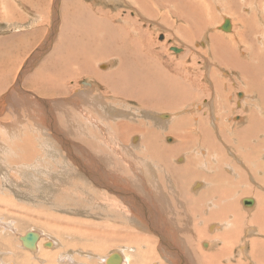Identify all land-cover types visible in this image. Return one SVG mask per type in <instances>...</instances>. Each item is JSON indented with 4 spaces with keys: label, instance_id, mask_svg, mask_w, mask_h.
Masks as SVG:
<instances>
[{
    "label": "rangeland",
    "instance_id": "rangeland-1",
    "mask_svg": "<svg viewBox=\"0 0 264 264\" xmlns=\"http://www.w3.org/2000/svg\"><path fill=\"white\" fill-rule=\"evenodd\" d=\"M11 1L13 4H17V1H21V0H11ZM22 1H23L24 5L26 6V8H28V4L31 2L37 1V3L39 5L41 4L40 6H42V4L44 2L45 6L46 7L48 6L47 7L48 11L41 13L38 17L42 18V20L36 23L37 25L38 24L40 25L41 32H42V34H44L42 42H40L39 43L40 45L38 44L39 46L37 45V48H35L33 50L32 54L27 57L28 60L27 59H26L27 61L25 60V71L26 72L25 73L23 72L24 75L22 74L23 76L19 77L21 75V73L19 72L16 76V78H18L17 84L20 86V88L19 89L16 88V86L18 87V85L16 84L13 87V89L11 90L10 94L17 97L18 104H19L18 107H19V109H21L20 111L22 113L26 114V116H27V114L30 115L31 112L30 113L26 112V107H25V105L29 103L30 104L29 108H31V107L34 108L33 109L34 114L38 118L44 119V121L46 122L45 118H48L47 114L50 112L46 108L45 105L47 103V104H51L54 106V103L56 101L55 96L58 95V93L60 94L61 92H65V94L67 93L66 95H68V96H72V95L78 96L82 91H85V89H88L87 87H89V86L85 82H88V81L93 82L94 81L93 82L94 85H96L97 83H100V82L94 80L95 78H93V77H95V76L90 77L88 75V73L86 74V72L84 71V68L82 67L83 61H82L81 57L77 56V58H79L78 60L81 62L76 61L74 65L72 64V62L69 61V60H72V58L74 57V55H72L73 49L70 46V39L71 38L69 39L70 36H68V33H67L69 31L68 26H69L70 19H71L70 14L72 13L71 9H72V6H73L72 4L74 1L63 0V4L61 2L62 7L60 9H61V12L63 13L62 15H61V12L59 11V8H57L56 10L54 9L57 6H59L60 0L58 2L56 0H22ZM53 1H54V3H53ZM78 1H80V0H78ZM82 1L84 2V0L80 1L84 5V3ZM86 1H89L92 4V7H93L95 14L92 13L91 11H90V13L94 14L95 17L96 16L99 17V15H100L101 18L111 19L112 22L114 23V25H117L118 27H121V28L124 27L123 28L124 30H126L125 25H128L129 23H131L129 25H132L134 28L138 29L139 31H141V33L143 32V33L147 34V36L145 35V38H143V40H144V42L147 43V46H148V47L146 46V48L148 49V53H149V57H150L149 59L153 62H157L160 64H161V60H162V64L160 66L162 68H164V70H166V72H167L166 75H167V79H168V80L165 79L164 81L166 82V85H168V82H169L170 86L173 87L170 92H166L164 98L166 99L168 97H170V98H174L175 96L177 97L178 92L181 90L179 88V91H178V84L179 83L184 88L183 90H181V93L183 92L182 95H184V97L181 100V107L178 109L175 108L172 110L160 111L159 109H151L150 108V109H147L145 113H143L142 108L135 107V106L141 107L138 102L135 103L132 100L129 101V99L126 101L124 99H120V100L114 99L115 101H111L110 99H112V98L109 97V95H108L107 96L108 98H105V99H108L107 102H110V105H109V103H107L106 101L97 100L93 95V98L91 101H95L97 103L99 102L98 104L102 103V105H103V106L101 105L103 109L101 111V117L100 118H102V125H104V126H97V124H93L96 126V129L98 130L97 135L100 134V132L102 133L105 130V132H103L104 133L103 137L100 138V144L102 147H104V146L106 147V150H104L105 152H108L110 149L112 154L117 153V154H119L120 157L122 156L121 158L114 157V161L117 159V161L120 162V165L118 164L117 169L121 168V172H118L119 174H117L119 176V179L115 178L116 183L118 185H116L117 187L112 188L113 190H111L107 186L92 184L91 179H93V178L90 176H86L87 177L86 180L87 181L89 180V182H87L82 177V175L76 176L77 173H74L73 176L70 175V177H69V175L67 176L66 173H61V169L63 168L62 164L66 163L65 165H67V166H70L71 164H73V166H75V164H74L75 160L76 159H78V160L84 159L86 157L87 152L82 153L78 147H75L74 154H76L77 156H80V157L75 158V160L73 161L68 155H66L64 153L65 150L62 148V145H59V144L54 145L53 143H51L52 140H54V138L51 140L47 134L40 133L41 135H44V136L40 135L39 136V137H41L40 139L38 137L36 145L38 146L40 140L41 141L44 140L48 144L50 142L49 145L51 146V148L49 150L54 152L56 154V156H58V158L56 156H55V158H52L50 156L48 157L44 153L45 149H40L39 154H37L39 156L36 155L37 157L35 156L34 159H32L30 161H25V158H23V157L19 158L18 156L21 155V153H24L26 151L20 150L15 155V157H10L9 154L7 153V151H5L6 149H0V185L2 186V188L4 190V194H0V205H1L0 206V208H1L0 209L1 210L0 211V219H2L3 222L11 223L13 226L12 227L13 229H7V230H5L4 228H1V226H0V232L2 233V234L0 233V235H1L0 237L5 238V236H6L8 239H10L12 245H14V248L15 249L17 248L16 249L17 250L16 255H18V256L20 255V257H22V258H24V256L27 255L25 257L26 259L29 256H28V254H26V251L23 248L21 249V247H20V241L21 240L20 241L16 240L17 235L28 232L31 229L35 230V228L39 229L41 232L45 233V236L43 237L44 241L42 244V246L43 245L44 246L42 248H44V247L50 248V247L46 246V243L49 242L48 235L50 236V238H53L54 236L57 235L56 238L59 239L61 242L65 241L67 243H72L75 245L77 243L78 244L77 247H69V248L63 247L64 253H66L68 249H69L68 251L71 250L73 252L71 254H72V256L75 257V260L77 259L76 261H78V257L81 259H84L83 258L84 252L93 253L95 251L94 252L95 254L98 253L100 255H104L105 253H108L112 249H116V246H122L121 244H125V242L122 243L121 241L113 240L112 243H110L111 246L106 247L107 244L105 242V239H100L97 237L99 234L117 233V230L119 229L121 223H122V226L125 225V227L127 226L130 229L127 230L124 228V230H119L118 235L120 237H122V238L126 237V236L130 237L132 235V237H130V238L136 239L135 235H138L137 238H143V239L146 238L148 240H151L149 237L154 236L153 238L156 239V241H155L156 244L161 243L160 236L158 237L154 233V231L147 226V220L146 221H140L138 215L135 212L136 209L134 210V208H132L133 206L131 207L130 201H128V196L123 194V192H125L127 194V192L131 190L132 194L128 193V195L130 197H134L135 194L136 195H142V194H144V191H145V190L143 191V189L140 190L139 188H137V182L140 183L139 186H141V187L144 186L145 183H143V185L141 184L142 179L141 178L139 179V177L136 176V174L134 177L133 171L132 172L130 171L129 174L127 172L129 170L137 169L138 166L144 167L146 165H150L152 168H154L156 170V173L154 176L155 177L154 181L161 180L164 184V186L162 187L163 193H161V196H159L158 198L162 200V199H164V196H174L177 199V196L179 194V189L177 187L175 179L172 178V176L169 177L170 173H169V171L167 172V167L165 168V166H163L160 162L161 156L163 157L162 151L160 150V147H164V145L175 147V145L179 144L181 139H183L182 133H181L183 131H180V130H184L185 132L187 131V133H188V131L190 129L189 132H192L194 130L193 128L196 127V125L198 124V120L201 117L202 118L201 121L203 122V123H201V125L205 129V130L203 129L204 132L207 133V135H209V134L212 135L211 136L212 139L216 138L215 136H219L218 137L219 140L216 139L217 143H215V144L219 145L218 147H220V148L221 147L224 148V153H225V151L228 152V153H225L227 156L228 155L231 156V153L228 150V146L232 150H234V152H237L235 150V147L232 146V145L237 144V140L234 141L235 139L233 137L234 136L233 131H235V126H236V128L241 129V127L245 126L246 123L248 124L249 120H246L247 118L245 116V114L248 113L247 111H249L248 109L249 108L251 109V107H252V109H256L255 107H257V108L259 107L260 103L257 104V101H255L256 103L254 102V100L258 97L257 96L258 94H260L261 97L264 98V90L262 91V89H264V78L260 79V80L258 79V81L263 84V87L262 86L260 87L259 93H256L255 90H250L252 88L254 89L256 87V85L248 84V82L252 79L251 76L257 77V75H259V73L261 74V76L264 75L263 73H261L262 71L264 72V69L261 70V68H260L262 66L264 67V61H263L264 60V47L261 46V41L264 42L263 37H261V36H264V24L262 22L263 20L261 21L259 19L260 17H258V16H257L258 18L256 17V15L260 13L258 10L257 3H255L256 0H227V1H224V0H195L194 4H197V6H199V7L196 6V9L201 13V17L199 16V18H198L199 29H201L202 26H205V27H203L201 30H199L200 32H196V35L194 37L188 36L189 35L188 34V28L191 25L190 24L191 22L189 21L190 22L189 23L186 20V18L183 17V15H181L182 13L180 12V10H179L180 7L178 6L181 2L178 5L176 4L177 5L176 7H178V8L175 9L174 3H176V2H173V3L170 2L171 4L169 5V3H168L169 1L162 2V0H149L150 1L149 2L150 3V6H149L150 13H148L146 6L144 7L145 4L144 5H143V3L140 4L141 1H143L145 3L146 0H137V1L136 0H115L116 2L114 0H86ZM185 1H190V0H185ZM263 1L264 0H259L258 2L260 3ZM6 2L8 3V0H6ZM64 2H66V3H64ZM137 2H138V4H137ZM250 2H251V4H250ZM49 3H51V6L49 5ZM13 4H11L10 12L14 13V11H17L19 13V9H18L17 5L15 6ZM172 5H174V6H172ZM226 5H228V6H226ZM263 6H264V4H263ZM142 7H144V8H142ZM237 7H239V8H237ZM253 7H254V9H253ZM68 8H69V11H68ZM86 10L88 11V9H86ZM53 11H54L55 15H59L60 22H59L58 16L56 18H53V19H55L53 21V19H52V17H54ZM177 11H178V13H176ZM228 11H230V12H228ZM24 12H26V11L24 10ZM237 14L240 16H238ZM80 15H84V12L80 13ZM227 15L229 17H231L233 20V25H234V31L233 32H225L219 28L220 24H222V22H223L224 16H227ZM244 16H245L244 19L249 18V25L251 24L250 25V31L248 34V35H250V37H248L247 40L249 42L252 41L253 45H251V42L248 45L247 44L248 42L245 41V39L243 41L239 36L241 34L243 35L244 32H247V30L245 28L246 22L243 19ZM246 16H247V18H246ZM251 17H254V19H253L254 21L252 20L253 22L251 21ZM44 18H48L49 19L48 22L46 20H44ZM78 18L81 21L83 20L79 16H78ZM17 19H21V18L17 17ZM68 20H69V22H68ZM202 20H204L203 23H201ZM205 22H206V24H205ZM30 24H31V21L29 19V16L27 15L26 19L23 22L19 21V25H16V26L11 27V28H13L17 31H19L20 29L34 30L33 28L29 27ZM65 25H68V26H65ZM111 26L113 27V24ZM28 27H29V29H28ZM39 29L36 28L35 30H39ZM116 33H117V31H116ZM31 34H33V33H31ZM31 34H29V33L25 34L26 38L11 36L7 40L0 42V48L6 49V50L0 52V57H2L3 61L7 56H9L11 54V52L9 50L14 51V54L10 55V56H13V57H15V59H17L18 55L20 54V51L17 50V52H16V49L20 48V45H24L26 43L27 39L29 38L28 36H30ZM74 34L77 35L79 33L74 32ZM193 34H194V32H193ZM119 36H121V35H119ZM93 37H94V35H92L89 38H93ZM141 37H142V35H141ZM125 38L126 37H122V40ZM134 38L136 39V37H134ZM261 38H262V40H261ZM47 40H48V45L45 47H42L43 44L47 43ZM214 40L215 41L217 40L218 41L217 43L221 44L219 49H224L225 46H223V45L225 43L231 44V47H232L231 48L232 49L231 54H233V56L235 57L236 60H239V63L242 62L243 60H244V62L246 61L245 63L243 62V66H244V68L246 67L247 70H245L243 68L244 69V73H243L242 71H240V70H243L242 67H240V66H238V67L236 66L237 67L236 68L235 65H231V64L229 65L228 64L230 66V67H228V65L221 64L218 61H216L215 57L213 55L215 52L213 50H211V46L213 45V43H215ZM255 41H256V46L254 47ZM49 43L51 45H49ZM61 43L63 46H61ZM143 46H145V45H143ZM250 46H253V48H254L253 50L256 49V52L258 55H260L262 53L263 56L260 55V57H254V56H257V54L254 55L252 53V58H253V59H251L252 61L251 62L247 61L248 58H246V57L248 56L247 53L249 52L248 49L250 48ZM61 47H65V48L63 49ZM172 47H177L179 49H183V51L175 52L174 50H172ZM229 47H230V45H229ZM66 49H68V51H66ZM150 49L151 50L153 49V50L149 52ZM154 50H157L158 52L154 51ZM235 50H236V52H238L237 56H236ZM246 50L248 51L247 53H245ZM33 54L36 56H34ZM68 55H69V58H68ZM64 56H65V58H64ZM98 57H100V58H98ZM156 57H158L159 59ZM95 58H96L94 60L95 63L93 62V64L95 65V69L96 68H97V70L99 69V72L110 71L111 68H113V67L115 68L118 66V63H116V61H114L116 58L114 56L107 57V58H105L103 56H96ZM254 58H256V59H254ZM61 59H62V61H61ZM157 59L160 60V62H158ZM241 59H242V61H241ZM221 61L222 60H220V62ZM249 62H250V64H248ZM59 63H60V65H59ZM77 63L79 65H77ZM101 63H103V64H101ZM70 64H71V66H70ZM241 65H242V63H241ZM60 66L65 67V69L68 70L67 73H69V74L71 73L70 76L68 78H66L65 81H63L64 84L62 83L63 89L61 91H59V88L51 89V92L50 91L49 92L48 91H42V90L37 89L36 88L37 86L33 85V84H35V81L38 80L37 78L40 79V78H42V76H44V78L47 76L49 77L50 75H51V77H54L55 73L57 75H59L61 69L57 72H56V69L62 68ZM232 66H234V67H232ZM170 67H172L174 69L171 68V70H170ZM167 68L169 71L167 70ZM215 68H216V70H215ZM46 70H48V72H45ZM66 70H63L64 74L66 73ZM256 70H258L260 72H258V71L256 72ZM245 71H248V72L246 73ZM249 72H252V73H249ZM253 73H255V74H253ZM242 75L244 76L243 78H242ZM246 75L248 77H250V79ZM173 76H174V78H173ZM240 76H241V78H240ZM216 79L218 81L217 83L215 81ZM182 82H183V84H182ZM11 84L14 85L13 83H11ZM9 85L10 84H5V88L2 86L1 90L3 89V91L0 93L1 96L5 95L7 92H9V88H10ZM56 86H58V85H56ZM14 88H16V89H14ZM20 89H22V90H20ZM185 89H186V92H185ZM234 89L236 92L238 91L237 92V94L239 93L238 95L235 94L236 92L234 91ZM241 90H245V94L240 96V93L244 92V91L241 92ZM248 90L250 93H253L252 96H250V93L247 92ZM14 91H15V93H14ZM188 92H189V94H188ZM217 93H218V95H217ZM248 93H249V95H248ZM16 95H18V96H16ZM228 95H230V96H228ZM245 95L247 97H245ZM41 97L42 98H51L50 100H52V101H50V102L47 101L46 103L42 102L41 100H39ZM188 97H190V98H188ZM243 97L245 98V101H244V104L242 107L237 102L240 101L242 103L243 100H241V98L243 99ZM177 99H175V101L178 103V101L180 99L179 98H177ZM183 99H185V100H183ZM208 101H210V103H211L210 106L207 105ZM214 101L221 103V105L224 108V110L222 108V112H220V114L217 111V106L214 104ZM95 102L91 106L92 109H93V106L98 105ZM137 103H138V105H136ZM199 103L204 105L202 109H199L197 107V105H199ZM249 104H251V106H249ZM261 104L263 105V103H261ZM213 105H214L215 111L213 109H211ZM98 106L100 107V105H98ZM205 106H207V107H205ZM233 106H234V108H233ZM129 107H130V110H129ZM105 108H108L111 112H113V115L111 114L113 117L107 114V113H111V112ZM260 108L261 107L258 108L260 111L262 110L261 112H259L260 117H259L258 123L260 124L259 125L260 129L257 127L259 130L256 128H254L255 130L254 129L251 130V132H250L251 134L250 133L248 134L249 138L246 140L247 142H249V143H247V144H249V145H247V147H249V150L252 148H258V152H253V153L249 154L251 156V158L248 155L249 160L252 162L242 161L243 159L240 160V158H237L236 155H235V158H237V160L233 157L234 161L238 162V163H236L238 165V167L239 168L241 167L240 169L242 170V174H244L245 171L246 172L249 171L248 174L243 175L244 180L242 181V182H244L243 186H246L249 190L248 194H245L243 192V193L239 194L238 196L235 194L236 197L234 196V198L236 200H237V197L239 199L242 196H243V198L253 196L252 198L255 199V203L253 205H250L248 207V205L246 206L244 204V202H242V204L244 206H246L247 208H252L253 206H255L257 204V199L255 196H257V194L259 193L258 189H262V190L264 189V181H262V180H264L263 179L264 175H262V173L264 172V122H263V120H264V108L263 109L262 108L260 109ZM131 109H132V112H134L136 115L135 120H132V119H134L131 116L132 112L131 113L129 112V111H131ZM210 109H211V111H210ZM105 110H107V111H105ZM120 110H123V111L120 112ZM203 110L206 112L204 113ZM58 111L61 114L62 113L65 114V111L62 112L61 109H58ZM16 112H13L11 114H10V112L5 113V111L3 109V111L0 112V120L4 121L3 119H5V120H8V122H9L10 119H8V118H11L13 115H15ZM167 112L170 115V117H171L170 121L172 122V123L170 122L169 125H172V126L176 125L177 126L176 129H171L168 127L162 128L163 126H160L158 124V122L156 121V120H158V118H157L158 114L167 113ZM215 112H216V114H215ZM93 113H95V112H93ZM103 113H106V115H104L105 117H102ZM122 113L125 115L122 116ZM153 114H154V116H153ZM196 114H199L200 117L196 116ZM237 115L241 116L243 119L241 117H238ZM84 117L87 120H89V122H90L89 124H90V126H92L93 122H91V119H88L86 114L84 115ZM126 117H127V119H126ZM141 117L144 120H142ZM214 117H216V118H214ZM173 118H174V120H172ZM217 118H219V119H217ZM93 119H95V116H93ZM138 119H140V121L142 120V121H145V122L151 124L150 126L148 124H146V126L148 128H151L150 133L153 130V128L157 129L156 134H159V137H160L158 142H156V139H154L153 136L148 134L146 138L150 139L152 141L149 142L144 137L145 144L143 143L142 145H137L135 147L133 145L131 146L130 142H128V143L123 142V140L119 136L113 137L115 131H113L112 123L114 126H116L118 123H121V122H122L121 124H124V122H127V121H136V123H138V121H139ZM66 120L67 121L65 122V124H63L65 126H63V125L61 126L63 128V130L65 129V131L62 132V134H63L62 136L64 138H66L67 141L69 139H72V140H75V143L76 142H82L79 138L82 135H85L83 133L84 130L82 128H81L82 130L79 128L77 122H75L73 125L72 121H69V118H66ZM196 121H197V123H196ZM215 124H218L219 127H221L222 136L223 137L227 136L228 138H222L220 136L221 134L219 133V130H218V132L215 133V131L217 129ZM101 127H102V129H101ZM104 127H105V129H104ZM207 127H208V129H207ZM108 128L109 129L111 128V129L109 130ZM141 128H143V127H141ZM213 128H215V131ZM48 129H49V127H48ZM106 129H107V131H106ZM42 131H44V130H42ZM210 131H212V132H210ZM106 132L109 135L106 136L105 135ZM137 134H139V133H137ZM169 134H171V135H169ZM230 134H232L233 136ZM65 135H67V137ZM75 135H77V136L75 137ZM164 135H165L166 139H165ZM166 135H168V137ZM213 135H215V136H213ZM45 136H47L48 139ZM177 137H179V139H177ZM42 138H43V140H42ZM118 138L121 139V141H119ZM227 139H232L233 140L232 143L228 142ZM134 141H135V139H134ZM138 141L139 140H137V142ZM192 142H193V144L191 143V145H190L192 150L193 149L195 150L199 145H204V148L201 146H199V147L203 148V150H208V149H205L207 147L206 144H208V143L210 144V142L208 140L206 143L202 142V141L196 142V140H195V142L194 141H192ZM146 143H150V144L153 143V145H146ZM194 143L196 145H194ZM128 144H130V145L128 146ZM111 145L115 146L116 148L114 147L115 148L114 149ZM149 148H154V149L153 150L151 149L149 151ZM157 148H158V150H157ZM131 149H133V150H131ZM53 150H55V151H53ZM156 150H157V152H156ZM116 151H118V152H116ZM209 151L211 152V150H209ZM216 151H218V154L220 155V157L222 159V157H223L222 152L223 151L220 152L221 149L220 150L218 149ZM216 151H215V153H217ZM48 152L49 151H46V153H48ZM135 152H137V160L133 157ZM194 154L192 153V155H190L189 152L187 153L183 149L182 150L177 149L176 155L174 157H172L170 159V161L172 162V165H175V166L183 165V164L188 162V160H187L188 157H190V156L195 157L196 154L195 155ZM125 155H127V156H125ZM184 155H185V157H184ZM63 156H65V157H63ZM66 156H68L67 159H66ZM177 156H179V157H177ZM45 157H46V159H45ZM140 157L144 158V160H141ZM198 157L199 156H196L195 159L199 160L200 157L199 158ZM14 159H15V161H13ZM50 159L54 161V164H55V160H58V163H59L58 168L60 169V171L54 176H50V174H55L50 169V167L48 165H43L44 162H46L47 160H50ZM69 159H71V160H69ZM225 160H229V159L226 158ZM257 160H259V161H257ZM48 162H46V163L50 164ZM242 162H243V164H242ZM15 163L18 165H16ZM86 164H88V166L86 165L85 172L88 170H90V171L96 170L98 172L105 174L102 167L95 168V166H93V164H91L90 162H88ZM158 164H160V165L158 166ZM239 165H241V166H239ZM4 166L7 167L8 169L5 168ZM16 166L17 167L19 166V167L16 168ZM132 166L133 167L135 166L136 168L135 167L133 168ZM248 166L251 170L248 168ZM27 168L29 170H27ZM104 168H107V165L104 166ZM159 168H162L163 170H161ZM262 169H263V171H262ZM4 170L6 171V173L4 172ZM79 171L81 173L83 172L82 170H79ZM251 171L252 172L254 171V172L252 173ZM37 173H39V174H37ZM121 173L123 174V176L128 175L127 176L128 178L124 177L127 180L120 177V175H122ZM251 173L255 174V176L257 178V182L254 180V177L252 176ZM11 176H14V177L12 178ZM160 176H162V177H160ZM51 177L53 178L54 181H52ZM261 177H262V179H261ZM75 178L77 180H75ZM14 179H16L18 181L16 182ZM48 179L50 181H48ZM68 179H71L70 181H72L74 183V184H72L73 187L71 185V189H69L67 194H65V193L61 194V192H62L61 189L63 187L65 189L68 188V186H66V185H69L68 184L69 182H67ZM78 179H80V180H78ZM171 179H172L173 184L171 183ZM62 180H63V182H61ZM258 180L261 183V186L263 185L262 188H261ZM15 182H16V184H15ZM66 182H67V184H66ZM191 182L189 183L190 185L188 184V188H187V192L190 195L192 194V192L193 193H200L201 192L200 190L203 191L205 189V186H203L201 189L200 188L199 189H193L192 186L194 183L191 184ZM17 183H18V185H17ZM82 183H83V185H82ZM87 183L88 184L91 183V185L90 184L88 185ZM78 184H79V186H78ZM105 185H106V183H105ZM204 185H205V183H204ZM93 186H95V187H93ZM45 188H46V190H45ZM190 188H191V190H190ZM40 189H42L43 191H41ZM125 189H126V191H125ZM192 189L194 191H192ZM7 190H8V192H7ZM24 190H26V191H24ZM99 190L101 192L104 191V194L101 195ZM243 190L246 191V188H244ZM53 191L54 192L56 191V192L54 193ZM113 191H115V193ZM119 191H121L122 194H118ZM107 192H108V194H107ZM32 193H34V194L36 193L35 196ZM113 194H115V196H113ZM93 195H96V198L93 197ZM5 197L7 199H5ZM48 197H49V199H48ZM87 198H88V200H87ZM104 198H106V199H104ZM113 198H114V200L117 198V200L119 201L118 202L119 207L115 206L114 202L111 201V200H113ZM120 198H121V200H120ZM61 199H63V201H67V202H72V200L75 202V205L69 204L71 207V208H69L70 212L63 211V209L61 208ZM176 199H175V201H176ZM13 200H14V203L16 201V203L18 204L17 207L10 205V203L12 204ZM99 200H101V201H99ZM106 200L107 201L110 200L111 203H109L110 201L107 203ZM156 201L160 206V201L159 200H156ZM120 202L122 205H120ZM150 204H151L150 205L151 206L150 211L153 214L160 215L159 212H154L152 210L153 209L152 203H150ZM185 206H186V203H185ZM238 206H239V204L237 205V209L243 211V208L238 207ZM117 207H118V209H117ZM179 207L181 208L182 212H184L185 214L187 213V215H189L192 218V216L190 215L191 212L187 209L188 207L186 206L185 207L186 209H184L183 200L181 201V205H179ZM233 208L234 209L236 208L235 205ZM111 209L116 210L117 213L120 214V219L122 216L123 220L122 221L121 220L120 221L119 220L114 221L111 217L112 215L107 213V211H109ZM131 210H134V211H131ZM190 210H191V208H190ZM156 211H159V209H157ZM72 212H74V213H72ZM188 212H190V213H188ZM55 214H56V216H53ZM161 215H160V217H161ZM179 218H180L179 224L184 226L183 233L180 232L178 234L177 233L178 231L174 230V231H176L175 237H172L171 235H169L168 232H166V229H164L165 226L163 224H161V226L163 225V227H162V231H161L160 235L161 234L163 236L165 235V237L167 238V241L169 243H171L173 248L178 247L177 242H175L173 240V238H179L180 242L183 244L184 249H185L184 254H185V259H186L187 264H200L198 257L193 258V255H192V248L193 247L192 246L196 247L195 244L200 241L199 236L201 234H204V232L199 234V232L194 231L192 225H190V224L188 225L187 222L183 223L182 218L181 217H179ZM183 218L185 219V221H190V219H191V218L190 219L185 218L184 214H183ZM221 218L222 217H220V219L219 218H217V219L221 220ZM158 219H159V221H161V218H158ZM175 220H177L176 217H175ZM175 220L173 219V226L174 227L172 226V229L177 227V225H178L175 222ZM13 221H14V223H13ZM118 222H120V224ZM66 223H68V224H66ZM162 223H164V221ZM114 224H117L118 227L114 226ZM128 224H129V226H128ZM47 225H48V227H47ZM186 225H188V226H186ZM188 227H189V229H185ZM137 229H139V230H137ZM83 232L94 233V234H96L95 235L96 237L95 236L94 237H88V239L86 240L84 235L80 234ZM140 233H143L144 235H141ZM149 233H151V234H149ZM14 234H15V236H14ZM52 234L53 235L55 234V235L53 236ZM254 235H256V234H252V235H249L247 237H250V236L253 237ZM99 236H101V235H99ZM185 238L187 241L185 240ZM241 242H242V240L240 241V243ZM92 244H95V245L98 244L101 249L96 250ZM91 245H92V247H91ZM138 245H141V246H138ZM183 246H182V248H183ZM132 247H134V249ZM141 247H143L141 242H138L137 244L131 245L132 249L128 248L126 245H123V249L129 250V251L127 250V252H129V255L133 254L132 250H134V254L137 253ZM4 248H5V246H2V249L0 248L1 250H3V251L0 250L1 256H2V259H0V264H10V261H8V259H5V258H7V256L9 257L10 254H6L7 251H4ZM93 249H95V250H93ZM166 249L167 248H164L163 250H166ZM186 249H187V251H186ZM245 249H248L247 246L245 247ZM21 250H22V252H21ZM38 251L34 255L39 256L42 251L41 250L39 252ZM17 252H18V254H17ZM140 252L141 251H139V253ZM165 252H167V251H165ZM168 255H169V257H168ZM168 255H166V253H162L161 258L155 260V264H160V261H163L164 264L165 263L170 264L171 263L170 261L173 260V258L171 257V255L169 253H168ZM174 257L177 258L175 255H174ZM229 257L231 260L233 259V254L231 251H230ZM137 259L139 260V258H137ZM226 259L227 258H223V259L221 258L220 260L225 261ZM88 260H91V261H88L85 264H90L89 262L93 263V260L97 261L98 259L97 258H95V259L89 258ZM196 260H197V262H196ZM248 260L249 259H247V263L250 264L251 262L249 261L250 262L249 263ZM55 261H56V259H55ZM34 263L35 262L34 261L32 262V259H31V264H34ZM38 263L40 264V262H38ZM78 264H79V261H78ZM138 264H141V262ZM149 264H153V263H149Z\"/></svg>",
    "mask_w": 264,
    "mask_h": 264
},
{
    "label": "bare ground",
    "instance_id": "bare-ground-1",
    "mask_svg": "<svg viewBox=\"0 0 264 264\" xmlns=\"http://www.w3.org/2000/svg\"><path fill=\"white\" fill-rule=\"evenodd\" d=\"M56 1L58 2L59 0H56ZM71 1H74L73 4H72L73 5L72 9H71L72 13L70 14L71 19H70L69 26L65 25V26H68V30L69 31L67 33H68V36H70L69 39L71 38L70 39V46L73 49L72 55H74L72 60H69V61L72 62V64L74 65L76 61H79L78 60L79 58H77V56L81 57V59L83 61L82 67L84 68V71L86 72V74L88 73V75L90 77L95 76V77H93V78H95L94 80H96V81H98L100 83H97L96 85H94L93 84L94 81L93 82H91V81L85 82L89 87H87L88 89H85V91H82L78 96H74V95L68 96V95H66L67 93L65 94V92H61L60 94L58 93V95L55 96L56 101L54 103V106L51 105V104H47L46 103L47 101H49V102L52 101V100H50L51 98H42L41 97L39 100H41L42 102L46 103L45 106L50 112V113L47 114L48 118H45L46 122L44 121V119L38 118L34 114V112H33L34 108H32V107L29 108V105H30L29 103L26 104L25 107H26V112H29V113L31 112L30 115L27 114V116H26V114L22 113L20 111L21 109H19V107H18L19 104H18L17 97H15L12 94H10L11 90L13 89V87L10 86L9 92H7L3 96H1V94H0V112H2L3 109H4L5 113L10 112V114H11L13 112H16V111L17 112L11 118H8V119H10L9 122H8V120H5V119H3L4 121L0 120V149H6L5 151H7V153L9 154L10 157H15V155L20 150L26 151L24 153H21V155L18 156L19 158L20 157L25 158V161H30V160L34 159V157L37 154H39L40 149H45L44 153L48 157L50 156L52 158H55L56 154L49 150L51 148V146L49 145L50 142H49V144L46 143L43 140L44 137L42 138L43 141L40 140L38 146L36 145L37 139L41 135L40 133L47 134L48 137L51 140L54 138V140H52L51 143H53L54 145L55 144L62 145V148L65 150L64 153L66 155H68L73 161L75 160V158L80 157V156H77L76 154H74L75 147H78L79 150L82 153L87 152L86 153V157L84 158L86 161L84 159H80V160L76 159L75 163H74L75 166H73V164H71L70 166H67V165H65L66 163H64V164H62L63 168L61 167L62 168L61 169V173H66L67 176L69 175V177H70V175L73 176L74 173H77L76 176L82 175V177L85 180L87 179L86 176H90V177L93 178V179H91L92 180V184H98V185H102V186H107L111 190H113L112 188H115V187H117L116 185H118L116 183V179L115 178L119 179V176L117 174H119L118 172H121V168L117 169L118 168V164L120 165V162H118L117 159L114 161V157L121 158L122 156L120 157L119 154H117V153L116 154H112L110 149H109L108 152H105L104 150H106V147L105 146L102 147L101 144H100V138L103 137V134H104L103 132H105V130L102 133L100 132V134L97 135L98 130L96 129V126L93 125V124H97V126H104V125H102V118H100L101 117V111L103 109L102 108L103 105H102L101 102H100L101 104H98L99 102L97 103L95 101H91L92 98H93V95H94V97L97 100H100V101L102 100V101H106V102H107L108 99H105V98H108L107 97L108 95H109V97L112 98V99H110L111 101H115L114 99H117V100L124 99L125 101L129 99V101L132 100L135 103L138 102L141 107H139V106H135V107L142 108L143 109V113H145L146 110L150 109V108L151 109H159L160 111L172 110V109H175V108L176 109L180 108L181 107V100L184 97V95H182L183 92L181 93V90H183L184 88H183V86L180 83L178 84V91H179V88L181 90L178 92L177 97L176 96H175L176 98L174 97L175 99H177V98L180 99L178 101V103L175 101L174 98L168 97V98L165 99L164 97H165L166 92H170L173 87L170 86L169 82H168V85H166V82L164 81L165 79H167V75H166L167 72H166V70H164V68H162L160 66L162 64V60H161V64H160V63H157V62H153V61H151L149 59L150 57H149L148 49L146 48L147 43L144 42V40H143V38H145V35L147 36V34H145L143 32L141 33V31H139L138 29L134 28L132 25H129L131 23H129L128 25H125L126 30H124L123 29L124 27L121 28V27H118L117 25H114V23L112 22L111 19L101 18L100 15H99V17H97V16L95 17L94 14H91L89 11L86 10V7L80 1H78V0H71ZM165 1H169L168 2L169 5L171 4L170 2H172V3L176 2V3H174L175 4V7H174L175 9L178 8L176 6L181 2L178 5L180 7L179 10L182 13L181 15H183V17H185L188 22L189 21L191 22V23L189 22L191 24L189 26V28L187 27L188 28V34H189L188 36H190V34L193 35V32H191V31H193V29L196 30V32H200L199 30H201L203 27H205V26H202L201 29H199L198 18H199V16L201 17V13L196 9L197 4H194L195 0H190V1H185V0H162V2H165ZM224 1H227V0H224ZM258 1L259 0H256L255 3H257L258 10H259L260 13L257 14L256 17L257 16L260 17L259 19L261 21L263 20L262 22L264 24V15H263L264 14V6H263L264 1L260 2V3ZM149 2H150L149 0H146L145 3L143 1H141V3H140V4L143 3V5L145 4L144 7L146 6V9L148 10L147 11L148 13H150V10H149L150 3ZM53 3H54V1H53ZM137 4H138V2H137ZM250 4H251V2H250ZM172 6H174V5H172ZM226 6H228V5H226ZM144 7H142V8H144ZM197 7H199V6H197ZM237 8H239V7H237ZM253 9H254V7H253ZM88 10H89V8H88ZM82 12H84V15H80V13H82ZM228 12H230V11H228ZM176 13H178V11ZM78 16L81 19H83V20L81 21L78 18ZM238 16H240V15H238ZM227 18L230 20V23H231V31H225V32H233L234 31L233 20L228 15L224 16L223 22H222V24H220L219 28L221 30H223L221 27H222L223 23L225 22V20ZM244 18H245V16L243 17V19ZM246 18H247V16H246ZM253 19H254V17H251V21ZM244 20L246 22L245 28H246L247 32H244L245 35L241 34L242 36L241 35H239V36H240V38L243 41L245 39V41L248 42L247 43L248 45L250 44V42H251V45H253L252 41L249 42L247 40V38L250 37V35H248L249 31H250V25H251V24L249 25V18L244 19ZM203 21L204 20H202L201 23H203ZM68 22H69V20H68ZM112 24H113V27L111 26ZM193 24H195V27L193 26ZM205 24H206V22H205ZM73 31L76 32V33H79V34L76 35V34H74ZM116 31H117V33H116ZM92 35H94V37L93 38H89ZM119 35H121V36H119ZM141 35H142V37H141ZM122 37H126V38L122 40ZM134 37H136L137 40ZM261 37H263V41H264V36H261ZM261 40H262V38H261ZM217 42L218 41L216 40L215 43H213V45L211 46V50H213L215 52L213 54L214 57H215V60L218 61L221 64H225V65H228V64L230 65L231 64V65H235V67L236 66L237 67L240 66L243 69L244 68V66H243L244 60L242 61V59H241L242 62L239 63V60L235 59L233 54H231V51H232L231 44L227 43L228 44L227 45L225 43L223 45V46H225V48L224 49H219L221 44L217 43ZM50 43H49V45H51ZM47 45H48V40H47L46 44L42 45V47H45ZM143 45H145V46H143ZM229 45H230V47H229ZM61 46H63L62 43H61ZM255 46H256V41H255L254 47ZM261 46L264 47V42H262V41H261ZM35 48H37V46ZM61 48L64 49L65 47H61ZM253 49H254L253 46H250V48L248 49L249 52L246 50L245 53L248 52L247 53L248 56L246 57V58H248L247 61H250V62L252 61L251 60V59H253L252 58V53L254 55L257 54L256 49L255 50H253ZM152 50L150 49L149 52L152 51ZM66 51H68V49H66ZM154 51H157V50H154ZM235 52H236V50H235ZM237 53L238 52H236V56H237ZM260 55L263 56L262 53ZM260 55L257 54V56H254V57H260ZM34 56H36V55H34ZM96 56H103L105 58L114 56V57H116L114 61H116V63H118V66L115 67V68L114 67L111 68L110 71L99 72V69L98 70H97V68L95 69V65L93 64V62L95 63L94 60L96 59L95 58ZM64 58H65V56H64ZM68 58H69V55H68ZM98 58H100V57H98ZM156 58H158V57H156ZM158 59H157V61L160 62V60H158ZM254 59H256V58H254ZM27 60H28V58H27ZM220 60H222V61L220 62ZM61 61H62V59H61ZM79 62H81V61H79ZM250 62L248 64H250ZM2 63H3V61H0V90L2 88V81H3V79L6 76V72H5V70H3ZM241 63H242V65H241ZM101 64H103V63H101ZM59 65H60V63H59ZM77 65H79V64L77 63ZM229 65H228V67H230ZM70 66H71V64H70ZM60 67H62V66H60ZM232 67H234V66H232ZM262 67H260L261 70L264 69V67L263 68ZM171 68L172 67H170V70H171ZM8 69H9V67H8ZM172 69H174V68H172ZM244 69L247 70L246 67ZM244 69L240 70V71H242L244 73ZM48 70H46L45 72H48ZM59 70H60V74L59 75H57L55 73L54 77H51V75H50L49 77L47 76V77L44 78V76H42V78H40V79L37 78L38 80L35 81V84H33V85L37 86L36 88L39 89V90H42V91H48V92L50 91L51 92V89H57V88H59V91H61L63 89V85H62L63 81H65V79L68 78L71 73L70 74L67 73L68 70H66L65 67H62V68H59V69L57 68L56 72L59 71ZM63 70H66L65 74L63 73ZM167 70H168V68H167ZM215 70H216V68H215ZM8 71H10V70H8ZM257 71L258 70H256V72ZM245 72L247 73L248 71H245ZM258 72H260V71H258ZM249 73H252V72H249ZM255 73H253V74H255ZM261 73L264 74L263 71ZM16 76H17V74H16ZM243 77L244 76L242 75V78ZM173 78H174V76H173ZM240 78H241V76H240ZM248 78L250 79V77H248ZM251 78L252 79L248 82V84L256 85V87L254 86L255 88L254 89L252 88L250 90H255L256 93H259L260 87L261 86L263 87V84L260 83L258 81V79L259 80L263 79L264 75L261 76V74L259 73V75H257V77H255V76L252 77L251 76ZM215 81H216V83L218 82L217 79ZM182 84H183V82H182ZM56 85H58V86H56ZM16 88L19 89L20 86L18 85V87L16 86ZM16 88H14V89H16ZM20 90H22V89H20ZM263 90L264 89H262V91ZM2 91H3V89L0 91V93ZM234 91H235V89H234ZM242 91H244V92L240 93V96L245 94V90H241V92ZM185 92H186V89H185ZM237 92L235 94H237ZM247 92H249V90ZM14 93H15V91H14ZM249 93H248V95H249ZM188 94H189V92H188ZM217 95H218V93H217ZM252 95H253V93H250V96H252ZM16 96H18V95H16ZM228 96H230V95H228ZM257 96L258 97L254 100V102L257 101V104L260 103L259 107H261L263 109L264 108V98H262L260 94H258ZM245 97H247V96L245 95ZM188 98H190V97H188ZM183 100H185V99H183ZM241 100H243L242 103L240 101H238L237 103L240 106L243 107L245 98L243 97V99L241 98ZM94 102L96 104L100 105V107L98 105H96V106H93V109H92L91 106H92V104ZM107 103H109V105H110V102H107ZM138 103L136 105H138ZM261 103H263V105ZM214 104L217 106V111L220 114V112H222L223 106L221 105V103L216 102V101H214ZM207 105L208 106L211 105L210 101L207 102ZM203 106L204 105L201 104V103H199V105H197V107L199 109H202ZM249 106H251V104H249ZM205 107H207V106H205ZM233 108H234V106H233ZM255 108L256 109H252V107H251V109L249 108L248 109L249 111H247L248 113L245 114V116L247 118V119L246 118L245 119L249 120L248 124L246 123L247 125L245 124V126L241 127V129L240 128H236V126H235V131H233V135L234 136L232 134H230V135H232L234 137V139H235L234 141L237 140V144L234 143L235 145H232V146L235 147V150L237 152H234V150H232L227 145L228 146V150L230 151L232 157L230 155L227 156L225 154V153H228V152L225 151V153H224V148H222V147L220 148V147H218L219 145L215 144V143H217L216 139H218L219 136L213 135V136L216 137V138H213L214 139L213 140L212 137H211L212 135H210V134L207 135V133L204 132L205 129L201 125V123H203L201 121L202 118L200 117L199 114H196V116H198L200 118L198 120V124L196 125V127L193 128L194 129L192 131L193 133L189 132L190 129H189L188 133H187V131L185 132L184 130H180V131H183V132H181L183 139H181L179 144L175 145V147L174 146H165V145H164V147H160V150L162 151V155H163V157L160 155L161 156V161L160 162H161V164L163 166H165V168L167 167V172L169 171V173H170L169 177L172 176V178L175 179V182H176L177 187L179 189V194L177 196V199L174 196H164V199H162V200L158 198L159 196H161V193H163L162 192V187L164 186V184H163V182L161 180L154 181V179H155L154 176H155L156 170L154 168H152L150 165H146L144 167L138 166L137 169H134L135 171L134 170H129L127 172L129 174L130 171L131 172L133 171L134 177H135V174H136V176H138L139 179L140 178L142 179V183L141 184L143 185V183H145L144 186H142V187L139 186L140 183L137 182V188H139L140 190L143 189V191L144 190L145 191H144V194H142V195H136L135 194L134 197H130L128 195V193L132 194L131 190L128 191L127 194L125 192H123V194L128 196V201H130L131 207L133 206L132 208H134V210L136 209L135 212L138 215L140 221H146L147 220V226L149 228H151L158 237L160 236L161 243H157L156 244V242H155L156 239L153 238L154 236L153 237L152 236L149 237L151 240H148L146 238H144V239L143 238H137L138 235H135L136 239H131L130 237H132V235L130 237L126 236V237L122 238V237H120L118 235V231L119 230H124V228L129 230L130 228L127 227V226L125 227V225L122 226V223H121L119 229L117 230V233L99 234L101 236L98 235L97 237L100 238V239H105V242L107 244L106 247L107 246L108 247L111 246L110 243H112L113 240L121 241L122 243L125 242V244H121L122 246H116V249H112L111 251H109L108 253H105L104 255H100L98 253L95 254L94 253L95 251L93 253L84 252L83 253V256H84L83 258L84 259H81V258L78 257L79 264H85L86 262L91 261V260H88L89 258L90 259H93V258L94 259L95 258L98 259L97 260L98 262L96 260H93V263L89 262L90 264H97V263L98 264H138L140 262H141V264H149V263L155 264V260L160 259L161 256H162V253H166V255H168V253H169L171 255L173 260L170 261L171 262L170 264H187L186 259H185V254H184L185 253V249H184L183 244L180 242V239L179 238H173V240L175 242H177V244H178V247L173 248L171 243H169L167 241V238L165 237V235L164 236L162 234L160 235L163 225L165 226L164 229H166V232H168L169 235H171L172 237H175V232L176 231H174V230H177L178 234L180 232L183 233L184 226L179 224L180 223L179 222L180 221L179 217L182 218V222L183 223L187 222L188 225L189 224L192 225L194 231L199 232V234L204 232V234H201L199 236L200 241L195 244L196 247L192 246L193 247L192 248L193 258H197L198 257L200 264H248L247 263V259H249L248 262L249 261L251 262V263L249 262L250 264H264V189L262 190V189H258L257 188L259 190V193L257 194V196H255L256 199H257V204L255 206H253L252 208H247L246 207L247 205L244 206L242 204V202H244V200L247 199V198H252L253 196L252 197H247V198H245V197L243 198V196H242L239 199L237 197V200L234 198L235 194L238 196L239 194H241L243 192L245 194H248V192H249L248 188L246 186H243L244 182H242L244 180L243 179V175L244 174H248L249 171L248 172L245 171L244 174H242V170L240 169L241 167L240 168L238 167V165L236 164L238 162L234 161V158H235V155H236V157L240 158V160L243 159L242 161L252 162V161L249 160L248 155L253 153V152H258V148H252V149L249 150V147H247V145H249L247 143H249V142L246 141L249 138L248 134L251 132V130H253L254 128H256V129L259 128L260 129V126H259L260 124L258 123L259 122V117H260L259 116V112H261L262 110L260 111L257 107H255ZM58 109H61L62 112L65 111V114L64 113H62V114L59 113ZM105 109H108V108H105ZM211 109H213L215 111L214 105L212 106ZM211 109H210V111H211ZM129 110H130V107H129ZM223 110H224V108H223ZM105 111H107V110H105ZM121 111H123V110H120V112ZM93 112H95V113H93ZM129 112L131 113L132 109ZM205 112L206 111H204V113ZM84 113L87 115V118L91 119V122H93L92 126H90L89 120H87L84 117V115H85ZM107 114L112 116L113 112L107 113ZM215 114H216V112H215ZM104 115H106V113H103L102 117H105ZM123 115H125V114L122 113V116ZM93 116H95V119H93ZM131 116L134 118V119L131 118L132 120L136 119V115H135L134 112H132ZM153 116H154V114H153ZM169 117H170V115L168 114V112L167 113H161V114L157 115L158 120H156V121L158 122V124L160 126H163L162 128L168 127V128H171V129H176L177 128L176 125H174V126L169 125L170 122H171L170 121L171 117L170 118ZM238 117H241V116H238ZM66 118H69V121H72L73 125H74L75 122H77L79 128L80 129L82 128L84 130L83 133L85 135H82L79 138L83 143L82 142H76L75 143V140H72V139H69L67 141L66 138H64L62 136L63 135L62 132L65 131V129L63 130V128L61 126L63 124H65V122L67 121ZM214 118H216V117H214ZM126 119H127V117H126ZM141 119H142V117H141ZM217 119H219V118H217ZM138 120H139L138 123H136V121H127V122H124V124H121L122 122L118 123L116 126H114L113 123H112L113 131H115L113 137H115V136L118 137L119 136V137H121L123 142H127V143L130 142L131 146L133 145L135 147L137 145H142L143 143L145 144V139L147 141L151 142L152 140L146 138L148 134L153 136L154 139H156V142H158L160 137H159V134H156V130L157 129L152 127L153 130L150 133L151 128H148L146 126V124H148L149 126L151 124H149V123H147L145 121H142L144 119H142L141 121H140V119H138ZM172 120H174V118ZM263 122H264V120H263ZM196 123H197V121H196ZM215 125H216V128H217L216 131H215V128H213L215 133L218 132V130H219V133L221 134L220 136L222 138H228L227 136L223 137L222 133H221V131H222L221 127H219L218 124H215ZM63 126H65V125H63ZM48 127H49V129H48ZM141 127H143V128H141ZM101 129H102V127H101ZM104 129H105V127H104ZM207 129H208V127H207ZM42 130H44V131H42ZM106 131H107V129H106ZM210 132H212V131H210ZM137 133H139V134H137ZM105 135L107 136L109 134L106 132ZM169 135H171V134H169ZM41 136H44V135H41ZM65 136L67 137V135H65ZM76 136L77 135H75V137ZM166 136L168 137V135H166ZM45 137L47 138V136H45ZM144 137H145V139H144ZM164 137H165V135H164ZM40 138L41 137H39V139ZM121 139H119V141H121ZM134 139H135V141H134ZM165 139H166V137H165ZM177 139H179V137H177ZM232 139H227V141L232 143V141H233ZM137 140H139V141L137 142ZM195 140H196V142H201L202 141V142H205V143L208 140L210 142V144L209 143L206 144L207 147L205 148V149H208V150H203L204 145H199V146H201L203 148L198 146L195 150L194 149L192 150L190 145H191V143L193 144L192 141L195 142ZM129 145L130 144H128V146ZM146 145H153V143L152 144L146 143ZM194 145H196V144L194 143ZM111 146L113 148L115 147L113 145H111ZM151 149L153 150L154 148H149V151ZM177 149H180V150L183 149L187 153L189 152L190 155H192V153L193 154L195 153L196 156H199L200 158L198 157L199 160H196L195 159L196 156L195 157L194 156H190L187 159L189 163L187 162V163H185L183 165H178V166L172 165V162L170 161V159L176 155ZM218 149L219 150L221 149L220 152L223 151L222 152V154H223L222 159H221L220 155L218 154V151H216ZM131 150H133V149H131ZM157 150H158V148H157ZM157 150H156V152H157ZM209 150H211V152ZM46 151H49V152L46 153ZM53 151H55V150H53ZM215 151L217 153H215ZM116 152H118V151H116ZM37 156H39V155H37ZM68 156H66V159H67ZM125 156H127V155H125ZM56 157L58 158V156H56ZM63 157H65V156H63ZM133 157L137 160V152H135ZM177 157H179V156H177ZM184 157H185V155H184ZM226 158H228L229 160H225ZM237 158H235V159L237 160ZM250 158H251V156H250ZM45 159H46V157H45ZM71 159H69V160H71ZM140 159L144 160V158H142V157H140ZM259 160H257V161H259ZM13 161H15V159ZM46 162H48L50 164H47ZM46 162H44L43 165H48L50 167V169L55 173V174H50V176H54L60 171V169L58 168V164H59L58 160H55V164H54V161L51 160V159L47 160ZM88 162L93 164V166H95V168L102 167L103 171L105 172V174H103L101 172H98L96 170L90 171L88 169H87L88 171L85 172L86 165L88 166V164H86V163H88ZM105 164L107 165V168H104V166H106ZM242 164H243V162H242ZM16 165H18V164H16ZM159 165L160 164H158V166ZM239 166H241V165H239ZM18 167L16 166V168H18ZM5 168H7V167H5ZM28 168H27V170H29ZM248 168H249V166H248ZM159 169L163 170L162 168H159ZM79 170H82L83 172L81 173ZM262 171H263V169H262ZM4 172L6 173L5 170H4ZM263 173H262V175H264ZM37 174H39V173H37ZM127 176L128 175H126V176L124 175L123 176V174L120 175V177H122V178H124V177L128 178ZM252 176L254 177V180L257 182V178H256L255 174H252ZM11 177L13 178L14 176H11ZM160 177H162V176H160ZM261 179H262V177H261ZM263 179H264V177H263ZM14 180L16 182L18 181L16 179H14ZM70 180L71 179L67 180V182H69L68 183L69 185H66V186H68V188H66V189L64 187L62 189L60 188L61 191H62L61 194H64V193L67 194L69 189H71V185L74 184V183L72 181H70ZM75 180H77V179L75 178ZM78 180H80V179H78ZM125 180H127V179H125ZM48 181H50V180L48 179ZM52 181H54L53 178H52ZM262 181H264V180H262ZM16 182H15V184H16ZM61 182H63V180ZM67 182H66V184H67ZM87 182H89V180ZM190 182H191V184L194 183L193 186H192L193 189H199V188L201 189L203 186H205V189L203 191L200 190L201 191L200 193H193L192 191H194V190L192 189V191H191L192 194L190 195L187 192L188 184ZM258 182H259V180H258ZM105 183H106V185H105ZM171 183H172V179H171ZM204 183H205V185H204ZM89 184L91 185V183H89ZM17 185H18V183H17ZM82 185H83V183H82ZM78 186H79V184H78ZM260 186H261V183H260ZM262 186H261V188H262ZM72 187H73V185H72ZM93 187H95V186H93ZM244 188H246V191L243 190ZM40 190L43 191L42 189H40ZM45 190H46V188H45ZM190 190H191V188H190ZM24 191H26V190H24ZM125 191H126V189H125ZM7 192H8V190H7ZM99 192L101 193V195L104 194V191L101 192L99 190ZM113 192L115 193V191H113ZM0 194H4V190H3L2 186L0 187ZM32 194H34V193H32ZM35 194H34V196H35ZM107 194H108V192H107ZM118 194H122V192L119 191ZM113 196H115V194H113ZM93 197L96 198V195H93ZM5 199H7V198L5 197ZM48 199H49V197H48ZM104 199H106V198H104ZM175 199H176V201H175ZM252 199H254V198H252ZM87 200H88V198H87ZM113 200H114V198H113ZM113 200H111V201L114 202L115 206H118L119 205L118 204L119 201L117 200V198L114 201ZM120 200H121V198H120ZM156 200L160 201V206H159V204L157 203ZM182 200L184 202V209H186L185 208L186 206L188 207L187 209L191 212V213L190 212H188V213H190L192 218L189 215H187V213L185 214L184 212H182L181 208L179 207V205H181V201ZM99 201H101V200H99ZM109 201H107V203ZM111 201L109 203H111ZM252 202L254 204L255 203V199ZM150 203H152V208H153L152 210L154 212H159L160 215L162 214L161 217H160V215L153 214L150 211V209H151V206H150L151 204ZM185 203H186V206H185ZM69 204L75 205V202L73 200H72V202H67V201H63V199H61V208L63 209V211L70 212L69 208H71V207H70ZM238 204H239L238 207H242L243 211L237 209V205ZM10 205L14 206V207H17L18 204L16 203V201L14 203V200H13L12 204L10 203ZM120 205H122L121 202H120ZM234 205L236 207L235 209L233 208ZM249 206L250 205H248V207ZM118 207H117V209H118ZM190 208H191V210H190ZM157 209H159V211H156ZM134 210H131V211H134ZM72 213H74V212H72ZM107 213L112 215L111 217H112V219L114 221H118V220L122 221L123 220L122 216H121V219H120V214H118L117 211L114 210V209H111V210L107 211ZM183 214L185 215V218H189V219L191 218L192 220L190 219V221H185V219L183 218ZM53 216H56V214L53 215ZM175 217L177 218V220H175ZM220 217H222L221 220H218L217 218L220 219ZM158 218H161V221H159ZM173 219L178 224L177 225L178 228L175 227V228L172 229ZM163 221H164V223H162ZM13 223H14V221H13ZM118 223L120 224V222H118ZM66 224H68V223H66ZM117 224H114V226H117ZM161 224H163V225L161 226ZM188 225H186V226H188ZM0 226H1V228H4L5 230L13 229L12 228L13 226H12L11 223L3 222L2 219H0ZM128 226H129V224H128ZM47 227H48V225H47ZM185 229H189V227L185 228ZM137 230H139V229H137ZM28 232H34V234L36 235L37 241L35 242L34 245H32V243H29L28 242V238H26V235H27ZM28 232H25V233H22V234H18L17 235V239H16V240H19V241L21 240L20 241V247H21V249L23 248L26 251V254H28L29 257H27V259L25 258L27 255L24 256V258L20 257V255L19 256L16 255V251H17L16 249L17 248L16 249L14 248V245H12L10 239H8L6 236H5V238L0 237V241H1L0 242V248L2 249V246H5L4 251H7L6 254H10V256L9 257L7 256V258H5V259H8V261H10V264H31V259H32V262L33 261L35 263L37 262L36 264H39L38 262H40V264H78V261H76L77 259L75 260V257L72 256L71 253H73V252L71 250L68 251L69 250L68 249L66 253L63 252V247H66V248L77 247V245H78L77 243L75 245V244H72V243H67L65 241L61 242L59 239L56 238L57 235L54 236L55 234L54 235L52 234L55 238L53 236H52L53 238H50V236L48 235L49 242L46 243V246L50 247V248H46V247L42 248L44 246V245L42 246V244H43V241H44L43 237L45 236V233L41 232L39 229H36V228H35V230L31 229ZM80 234L84 235L86 240L88 239V237H94L96 235L94 233H89V232H83V233H80ZM140 234L144 235L143 233H140ZM149 234H151V233H149ZM252 234H256V235H254L253 237H251V236L247 237V236L252 235ZM14 236H15V234H14ZM185 240H186V238H185ZM241 240H242V242L240 243ZM138 242H141V244L143 246V247L140 248V250L138 249L139 251H141L140 253L138 251L137 253L134 254V250H132L133 254L129 255V252H127L128 249L127 250L123 249V245H126L130 249H132V248L134 249V247L131 248V245L137 244ZM92 245L95 247L96 250L97 249H101L98 244L97 245L92 244ZM92 245H91V247H92ZM138 246H141V245H138ZM182 246H183V248H182ZM246 246H247L248 249H245ZM164 248H167V249L163 250ZM95 249H93V250H95ZM38 250L42 251L40 253V255L39 256L34 255L35 253H37ZM1 251H3V250H1ZM1 251H0V259H2ZM165 251H167L168 253L165 252ZM186 251H187V249H186ZM230 251L233 254V259L232 260L229 257ZM21 252H22V250H21ZM17 254H18V252H17ZM174 255L177 258H175ZM168 257H169V255H168ZM137 258H139V260ZM221 258L222 259L223 258H227V259L225 261L224 260L222 261V260H220ZM55 259H56V261H55ZM196 262H197V260H196ZM160 264H164V262L160 261Z\"/></svg>",
    "mask_w": 264,
    "mask_h": 264
},
{
    "label": "crops",
    "instance_id": "crops-1",
    "mask_svg": "<svg viewBox=\"0 0 264 264\" xmlns=\"http://www.w3.org/2000/svg\"><path fill=\"white\" fill-rule=\"evenodd\" d=\"M61 2L63 4V0L62 1L60 0L59 1V6L55 8V9L59 8L60 12H61L60 8L62 7L61 6ZM64 3H66V2H64ZM83 3L85 5L86 9L89 8V10H88L89 12L91 11L92 13L95 14V12L93 10V7H92V4L89 1L84 0ZM11 4H13L11 0H8V3L6 2V0H0V42H3L5 40H7L11 36H17V37L26 38L25 34H28V33L29 34L33 33V34L28 36L29 38L27 39V41H26V43L24 45H20V48L16 49V52H17V50L20 51V54L18 55L17 59H15V57H13V56H10V55L14 54L13 50H9L11 52V54L9 56H7L4 59V61H3L2 57H0V61H3V63H4V64L2 63L3 70H5V72H6V76L3 79V81H2V86L3 87L5 86V84H10L9 86L14 87L17 84V82H18V78H16V74H18L20 72L21 75L19 77H21L26 72L25 71V60L27 59L28 56H30L32 54V52L35 49V47L40 42H42L43 35H44L41 32L40 25L38 24L39 25L38 26L36 24L37 22L42 20V18H40L38 16L41 13H44V12L48 11V9H47L48 6L46 7L44 2L42 4V6H40L41 4L39 5L37 3V1L36 2H31V3L28 4V8H26V6L24 5L23 1L21 0V1H17V4H13L15 6L17 5V7L19 9V13L17 11H14V13H11L10 12ZM49 5H51V3H49ZM24 10L26 12H24ZM54 11H53L54 17H52V19L56 18L58 16V19H59V22H60L59 15H55ZM68 11H69V8H68ZM62 14L63 13L61 12V15ZM27 15L29 16V19L31 21V24L29 25V27L33 28L34 30L20 29L19 31H17L15 29L11 28V27H14L16 25H19V21L23 22L26 19ZM17 17L21 18V19H17ZM44 20H46L48 22L49 19L48 18H44ZM53 21H54V19H53ZM193 26L195 27V24H193ZM29 27H28V29H29ZM36 28H38V29L40 28V29L39 30H35ZM191 32H194V34L196 35V30L193 29V31H191ZM194 34L193 35L190 34V36L194 37L195 36ZM4 50H6V49L0 48V52H2ZM8 67H9V69H8ZM8 70H10V71H8ZM11 83H13L14 85H12Z\"/></svg>",
    "mask_w": 264,
    "mask_h": 264
},
{
    "label": "water",
    "instance_id": "water-1",
    "mask_svg": "<svg viewBox=\"0 0 264 264\" xmlns=\"http://www.w3.org/2000/svg\"><path fill=\"white\" fill-rule=\"evenodd\" d=\"M221 28L224 31H231V23H230V20L228 18L225 20V22L223 23ZM172 50H174L175 52H180L183 49H179L177 47H172ZM252 201H254V199L247 198V199L244 200V203H245V205H253ZM26 238H28V242L32 243V245H34L35 242L37 241L36 235L34 234V232H28L27 235H26Z\"/></svg>",
    "mask_w": 264,
    "mask_h": 264
}]
</instances>
